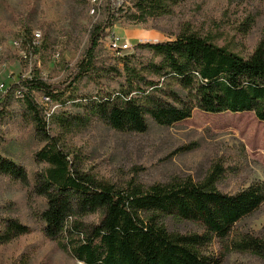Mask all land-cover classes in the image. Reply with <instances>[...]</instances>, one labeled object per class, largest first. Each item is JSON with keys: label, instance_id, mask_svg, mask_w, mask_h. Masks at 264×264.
I'll list each match as a JSON object with an SVG mask.
<instances>
[{"label": "rangeland", "instance_id": "1", "mask_svg": "<svg viewBox=\"0 0 264 264\" xmlns=\"http://www.w3.org/2000/svg\"><path fill=\"white\" fill-rule=\"evenodd\" d=\"M133 1L0 0V84L8 89L20 79L37 76L57 86L59 100L45 104L48 114H56L49 133L71 153L79 169L103 182L145 188L187 179L199 182L221 167L217 186L224 192L236 193L253 183H264V122L253 112L214 114L195 109L191 117L171 126L148 118V129L142 133L119 132L97 119L57 121V115H86L85 107L74 101L77 97L89 98L97 91L102 94L117 88L112 73H102L111 70L122 55L147 57L148 51L136 49L139 43L174 39L189 26L249 56L264 36V0H188L173 13L143 23L112 10L114 5L127 10ZM95 23L104 27V38L91 66L85 51ZM109 33L130 41L133 48L111 51L106 44ZM88 67V74L77 80ZM36 96L41 102V93ZM45 145L26 106L12 99L0 115V155L23 167L28 178L15 180L0 173V228L8 218H16L30 232L0 246V264H83L43 233L39 214L46 200L34 192V184L37 174L48 166L37 157ZM243 233L264 236V203L235 224L231 238ZM228 247L215 238L206 252L222 264H264L251 252Z\"/></svg>", "mask_w": 264, "mask_h": 264}, {"label": "trees", "instance_id": "2", "mask_svg": "<svg viewBox=\"0 0 264 264\" xmlns=\"http://www.w3.org/2000/svg\"><path fill=\"white\" fill-rule=\"evenodd\" d=\"M186 1L134 0L127 10L115 5L112 10L143 23L173 13ZM103 33L100 23L90 30L85 57L91 66ZM136 49L149 55H122L102 73H112L117 88L77 97L74 101L85 107L86 115H57V121L97 119L119 132L142 133L148 129V118L171 126L199 109L214 114L253 112L264 122V36L249 56L189 26L174 39L139 43ZM88 71L89 67L83 69L77 80ZM57 89L43 77H25L0 99V115L12 99L21 101L46 141L37 157L48 166L37 174L34 192L46 200L39 218L49 240L83 264H222L206 252L215 238L225 241L230 251L251 252L264 262V236L243 233L231 238L235 224L263 205V182L236 193L224 192L217 186L221 167L203 181L187 179L148 188L98 180L79 169L71 153L49 133L56 114H48L36 95L41 93L52 103L59 100ZM82 99L90 103H80ZM0 173L15 180L28 178L23 167L1 155ZM183 224L193 228L183 229ZM29 232V226L8 218L0 228V246Z\"/></svg>", "mask_w": 264, "mask_h": 264}, {"label": "built area", "instance_id": "3", "mask_svg": "<svg viewBox=\"0 0 264 264\" xmlns=\"http://www.w3.org/2000/svg\"><path fill=\"white\" fill-rule=\"evenodd\" d=\"M106 42L108 48L113 52H127L133 48L130 41L123 39L115 33H109V35L106 36ZM7 90V85L0 84V99ZM42 101L44 104H48L49 97H42Z\"/></svg>", "mask_w": 264, "mask_h": 264}]
</instances>
